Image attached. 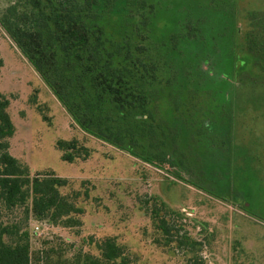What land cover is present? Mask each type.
<instances>
[{
	"label": "rangeland",
	"instance_id": "374dc122",
	"mask_svg": "<svg viewBox=\"0 0 264 264\" xmlns=\"http://www.w3.org/2000/svg\"><path fill=\"white\" fill-rule=\"evenodd\" d=\"M96 1L84 15L102 63L146 105L129 115L108 97L94 105L131 137L124 151L86 134L0 27V92L16 128L9 152L32 177L67 179L61 194L83 210L76 224L54 222L34 215L31 197L0 201V227L16 233L4 240L23 239L30 264H92L108 238L129 264H188L147 213L158 197L183 215L177 224L203 242L208 264H264V0ZM68 75L74 101L95 100L79 64ZM72 139L88 159L62 160L57 142Z\"/></svg>",
	"mask_w": 264,
	"mask_h": 264
},
{
	"label": "trees",
	"instance_id": "16d2710c",
	"mask_svg": "<svg viewBox=\"0 0 264 264\" xmlns=\"http://www.w3.org/2000/svg\"><path fill=\"white\" fill-rule=\"evenodd\" d=\"M0 10V27L14 46L39 74L70 116L74 125L86 134L108 143L120 150H126L127 133L107 124L102 116L92 111L94 105H102L108 97L112 104L126 115L146 105V97L125 93L123 78L111 64H103L96 49L100 38L95 36L85 20V13L97 4L96 0H6ZM251 50V48H249ZM60 54L63 61H60ZM75 63L90 77L94 99L71 97L74 79L68 75ZM4 61L0 57V70ZM78 86V85H77ZM79 91L87 89L80 85ZM10 99L0 92V201L6 206L24 204L32 198V212L36 217L46 218L53 214L54 222L61 217L78 223L74 215L83 210L67 201L60 189L66 187L67 179L54 173L31 176L27 166L9 152L11 138L16 128L8 112ZM57 148L62 160L74 163L86 160L91 150L77 139L59 140ZM146 203L147 213L162 233L168 244H176L177 250L188 257V264H208L202 257L204 244L193 238L190 232L177 220L183 215L173 211L158 197ZM69 222V223H70ZM16 233L7 227H0V264H30V248L24 240L7 243L4 237ZM24 242V243H23ZM100 258L92 264H129V257L113 238L98 244Z\"/></svg>",
	"mask_w": 264,
	"mask_h": 264
}]
</instances>
